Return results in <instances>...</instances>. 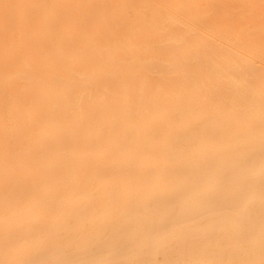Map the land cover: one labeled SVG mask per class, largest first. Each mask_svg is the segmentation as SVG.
Segmentation results:
<instances>
[{
  "label": "bare ground",
  "instance_id": "6f19581e",
  "mask_svg": "<svg viewBox=\"0 0 264 264\" xmlns=\"http://www.w3.org/2000/svg\"><path fill=\"white\" fill-rule=\"evenodd\" d=\"M0 264H264V0H0Z\"/></svg>",
  "mask_w": 264,
  "mask_h": 264
}]
</instances>
